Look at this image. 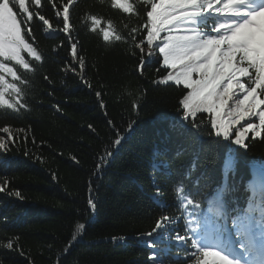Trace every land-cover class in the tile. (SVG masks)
Here are the masks:
<instances>
[{
  "label": "trees",
  "instance_id": "16d2710c",
  "mask_svg": "<svg viewBox=\"0 0 264 264\" xmlns=\"http://www.w3.org/2000/svg\"><path fill=\"white\" fill-rule=\"evenodd\" d=\"M67 2L42 0L41 14L52 29L32 22L34 46L43 59L32 64L34 71L20 74L26 108L0 109V129L8 126L15 137L6 152L0 150V185L6 186L0 192V262L184 264L172 254L174 225L153 237L146 234L162 215L176 218L173 189L181 183L198 198L220 189L229 142L214 136L205 114L181 120L183 93L171 83H154L167 70L160 68L158 50L148 57L146 43L143 74L138 71L142 55L132 37L139 43L146 36L140 26L150 5L130 0L135 15L113 8L111 0H73L72 39L86 61L81 75L78 65H71L62 18L52 8ZM92 15L101 27L112 21L124 39L106 44L99 28L90 31ZM33 37L26 35L30 42ZM176 121L187 131L173 127ZM118 135L124 138L116 146ZM246 143L247 150L236 151L234 174L226 177L227 193L237 199L241 192L239 205L251 182L247 167H264V140L249 134ZM79 224L85 227L78 230ZM8 241H14L11 250L3 247ZM149 241L155 247H148ZM153 253L156 260L150 259Z\"/></svg>",
  "mask_w": 264,
  "mask_h": 264
},
{
  "label": "snow or ice",
  "instance_id": "6c2138e0",
  "mask_svg": "<svg viewBox=\"0 0 264 264\" xmlns=\"http://www.w3.org/2000/svg\"><path fill=\"white\" fill-rule=\"evenodd\" d=\"M72 3L73 0H68L59 7L52 3V8L58 9L55 15L62 18L60 31L70 44L71 65H78L82 75L86 61L78 52V43L72 39ZM142 3L150 5V10H146V22L140 26L146 36L139 43L135 42V36L132 37L135 48L142 55L138 71L143 74L146 43L148 57L158 50L162 58L160 68L167 70L166 75L154 83H171L183 93L179 99L181 120H194L198 113L205 114L214 136L230 142V153L237 149L247 150L249 134L252 140H264V0H142ZM111 6L124 14L139 15L130 0H111ZM42 8V0H0V108L17 112L26 108L23 90L15 83L25 81L15 66L34 71L25 53L33 61L43 59L34 46L32 29L34 19L52 29L50 20L41 14ZM90 20V31L96 32L99 28L106 44L124 39L112 21L107 22V27H101L102 21L97 16H90ZM130 31L136 33L138 29L133 27ZM26 35L33 37V42L26 39ZM71 70L75 72L76 68L71 67ZM6 92L9 98H6ZM96 95L100 97L101 93ZM101 107H104L102 103ZM132 123L127 129L129 132ZM172 126L187 131L186 125L180 121ZM0 131L7 134L0 137V150L6 152L7 142H14L15 137L8 126ZM123 138L118 135L115 145L119 146ZM232 166L233 157L229 155L223 166L225 178ZM253 177L248 184L252 198L247 211L231 221L236 230L235 237L228 224L227 211H219L225 207L219 197L216 199L218 211L215 216H210L199 211L200 203L190 192L186 193L183 183L173 189L178 208L189 217L186 234L177 232L174 237L178 246L190 248L185 253L186 260L192 258L189 264H264V173L257 180L254 170ZM5 191L6 186L0 185V192ZM88 205L94 212L91 196ZM254 211L259 212V218ZM174 222V218L162 215L155 228L146 235L153 237ZM84 227L79 224L78 230ZM254 229L259 231L254 232ZM13 245L14 241H8L3 247L11 250ZM148 247H155V242L149 241ZM150 259L156 260V254L153 253Z\"/></svg>",
  "mask_w": 264,
  "mask_h": 264
},
{
  "label": "bare ground",
  "instance_id": "6f19581e",
  "mask_svg": "<svg viewBox=\"0 0 264 264\" xmlns=\"http://www.w3.org/2000/svg\"><path fill=\"white\" fill-rule=\"evenodd\" d=\"M16 67H19V66H16ZM132 127H133V125H132ZM126 133H129V131H126Z\"/></svg>",
  "mask_w": 264,
  "mask_h": 264
}]
</instances>
